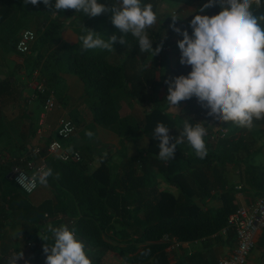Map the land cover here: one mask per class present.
<instances>
[{
    "label": "trees",
    "instance_id": "1",
    "mask_svg": "<svg viewBox=\"0 0 264 264\" xmlns=\"http://www.w3.org/2000/svg\"><path fill=\"white\" fill-rule=\"evenodd\" d=\"M98 2L110 6L118 5L119 0ZM206 2L207 0H142V4L151 3L155 12L162 3L183 4L198 12ZM68 11L75 13L72 9ZM219 11L220 7L217 5L207 8L204 14L213 15ZM253 12L257 16L264 15V0H261L259 7L253 4ZM159 15V29L151 32L149 38L153 41L154 49L162 42V49L153 57L150 53L139 50L138 40L131 33L119 32L112 23L111 11L96 17L77 13L75 30L79 37L86 35L88 29L100 33L105 40L116 33L125 42L132 43L133 57L138 55L143 60L150 59V64H146L138 74L127 71L126 60L111 62L108 55L123 45L119 39L111 51H81L80 39L74 46L61 42L59 56L62 70L78 76L84 82L85 95L97 98L93 106L95 123L124 138L146 136L149 138V145L139 150L135 156L127 155L125 170L122 172L117 166L110 164L104 155H101V164L96 169L87 171L83 155L78 162L63 161L47 153V144L42 154L46 166L53 170V176L47 182L52 196L40 205H33L9 175L19 165L27 170L25 162L20 164L24 151H0V160H10L7 169L0 176V208L3 209V216H0V241L7 224L19 221L22 226V242L31 251L30 255L19 259L17 264H24L25 260L30 261V264H45L47 254L43 247L54 243L53 234L46 230L49 223L53 226L62 223L69 229H74L76 237L84 242L86 250L91 249L88 255L93 264H107L105 257L109 251L118 253L125 264H170L167 250L170 249L171 241L164 240L166 234L181 242L201 241L215 234L219 236V232L228 225L230 214L237 209L232 198L238 183L246 184L255 195H264V164L252 161L256 154L263 152V147L255 146L257 139L254 130L238 127L232 122H218L214 115H208L209 110L202 107L196 97L180 103L184 114L181 111L173 114L168 110L169 104L157 96L160 88L167 84L166 80L180 74L187 75L191 70L190 66L181 65L180 62L173 63L172 51L169 52L168 48L175 53L179 50L178 44L161 37L174 21L173 14L161 12ZM54 22L59 24L58 21ZM52 26L41 34V42L54 44L61 41L57 28ZM188 32L191 35L192 29ZM157 71L160 77L152 90L149 86L155 81ZM4 85L1 82L0 89ZM124 88H127L130 98L151 109L144 107L143 119L122 115L115 90ZM37 92L45 104L48 88ZM185 120L193 125L199 122L206 129V156L203 159L197 156L184 138V142L177 145L174 158L159 159V141L154 135L156 126L162 123L169 127L171 144L183 131ZM56 173H59L58 178ZM158 174L163 175L167 188L156 194ZM233 180L238 183H232ZM226 185L229 186L227 189ZM172 188L177 190L173 191ZM221 191L223 196L228 193L230 195L224 198L223 206L205 209L195 200L196 197L203 201L214 198ZM144 195H149V198ZM133 202L136 203L135 206H132ZM59 213L62 214V219L55 220ZM229 235L234 237V230ZM207 250H200L191 257L190 262L198 264L199 258H204L205 253H208ZM11 257L0 254V264H8ZM211 260L202 259V264H212Z\"/></svg>",
    "mask_w": 264,
    "mask_h": 264
},
{
    "label": "crops",
    "instance_id": "2",
    "mask_svg": "<svg viewBox=\"0 0 264 264\" xmlns=\"http://www.w3.org/2000/svg\"><path fill=\"white\" fill-rule=\"evenodd\" d=\"M51 4L53 7L48 8L42 2L38 5H32L31 3L24 5L23 0H0V83H5L4 87L0 89V137H3V142H0L2 145L0 151L9 150H6L5 144L21 146L22 148L17 150L24 151V158L23 160L20 159V164L25 162L27 170H33L43 160L45 161V158L43 155L32 156L31 150L28 153L27 147H46L52 139L57 137L60 118L67 117L75 123L76 130L73 135L80 132L83 141H80L78 145L71 144L69 140L72 135L64 142V145L67 148L79 150L82 153L87 165V171L96 169L101 164V155H104V158L110 164L117 166L123 172L127 160L126 156H135L139 150L147 148L149 138L146 136L140 138L127 136L124 138L93 121V106L97 102V98L85 95L84 82L78 76L62 70L63 66L59 59L62 47L61 42H67L73 46L79 42V35L75 30L77 12L56 10L54 8L55 0H51ZM53 11H58V15L54 14ZM54 21H58L59 24H56ZM51 26L57 28V34L60 36L61 41L54 44H51V42H41V34ZM25 29L34 30L37 33V39L32 43L28 53H21L17 50V43L22 31ZM133 53L132 43L126 42L120 48L111 52L108 55V59L113 63H120L126 60L127 71L131 74H138L151 61L149 58L143 60L138 55L133 57ZM159 75L160 73L157 71V77L152 83V87L149 86L150 89H154L153 85L158 81ZM37 82H43L45 86L47 84L49 92H53L56 105L52 110L45 111L44 103L35 94L38 93V90L35 88ZM28 85L34 88L36 92L32 91ZM164 86L157 92L158 97L159 92ZM126 90L127 88L115 90L120 111L121 108L128 106L135 107V103H138L127 95ZM119 100H121L122 104ZM41 102L43 104H40ZM143 107L151 110L149 106ZM144 110L143 113L145 112ZM128 114L125 113L123 116H133ZM143 117L144 114L139 119H143ZM10 126L13 128V131L10 132V136L5 138V128H9ZM250 130H254L255 137L258 140L255 146L263 147V155H261L263 157L264 120H260L259 122L254 121V127ZM89 131L94 134L91 138L86 134ZM4 139L7 140L4 141ZM9 152L12 151L9 150ZM105 153H107L106 156ZM7 160L5 158L0 160V176L7 169L6 166L10 162L9 159ZM235 181L233 180L232 183ZM236 182L238 183V181ZM228 184L230 185V183ZM41 186L39 184L38 188L31 194L22 191L33 205H40L52 196L50 187L47 184L44 190ZM166 186L163 175L158 174L156 194L167 188ZM228 187L226 185L225 188L227 189ZM172 190L175 191L177 189L172 188ZM235 191L236 193L232 199L237 209L242 205H250L261 197L255 195L254 191L243 182L235 186ZM228 194L223 196L221 191L214 198H206L203 201L196 197L195 200L200 206L207 209L208 207L223 206L224 198L230 196ZM144 196L149 198V195ZM135 205L136 203L133 202L132 206ZM61 207L64 206L61 205ZM2 211L3 209L0 208L1 217L3 216ZM61 216L62 214L59 213L55 220L62 219ZM61 225L62 223L54 227ZM232 230L235 232L234 237L229 235V232ZM237 243L236 231L228 223L219 232V236L215 234L201 241L181 242L179 247L170 248L167 252L170 264L179 261H183L184 264H192L190 262L191 257L198 254L200 250L208 249V253H205L204 258H199L198 264H202V259H213L210 263L219 264L222 258L231 256ZM21 250L24 253V258L31 253L29 246L22 242L21 223L19 221L10 222L4 229L0 241V254L13 256ZM107 257L112 258L111 260L109 259L108 264H119L120 262L125 264L122 257L116 252L109 251L105 257V262ZM113 261L115 262L113 263ZM246 264H264V229L257 235L256 245L251 251Z\"/></svg>",
    "mask_w": 264,
    "mask_h": 264
},
{
    "label": "clouds",
    "instance_id": "3",
    "mask_svg": "<svg viewBox=\"0 0 264 264\" xmlns=\"http://www.w3.org/2000/svg\"><path fill=\"white\" fill-rule=\"evenodd\" d=\"M43 3L52 8L51 0H23L24 5ZM253 4L260 6L261 0H207L198 12H194L189 22L191 35L187 29L173 25V30L182 35L177 41L180 50V64L190 66L187 75L180 74L166 80L168 95L166 100L171 106L196 97L208 115L215 116L220 122H232L238 127L251 129L254 121L264 120V15L253 12ZM219 5L220 11L213 15L202 14L209 7ZM56 10H75L90 17L111 11L112 23L120 33H131L138 40L139 50L153 57L162 49V42L153 48L148 29L157 22V14L151 3L142 0H119L118 5H106L98 0H55ZM58 15V11H53ZM175 21L178 16H172ZM186 17V16H185ZM88 29V28H86ZM80 50H113L114 43H126L122 36L113 33L105 40L100 33L88 29ZM89 138L94 134L86 133ZM154 135L159 141V159L174 158L177 145L187 139L197 156L203 159L207 154L204 137L206 129L199 122L193 125L185 120L180 136L170 144L169 127L158 124ZM107 153H105V156ZM22 175V174H21ZM21 175L18 178L20 182ZM53 170L41 166L23 186L31 191L38 181L46 185ZM59 177V173H56ZM54 237L51 246L43 247L47 254L45 264H93L88 255L91 249L76 237L75 230L67 225L46 229ZM45 240V237H43ZM24 258L21 250L16 252L8 264H17ZM24 264H30L25 260Z\"/></svg>",
    "mask_w": 264,
    "mask_h": 264
},
{
    "label": "built area",
    "instance_id": "4",
    "mask_svg": "<svg viewBox=\"0 0 264 264\" xmlns=\"http://www.w3.org/2000/svg\"><path fill=\"white\" fill-rule=\"evenodd\" d=\"M37 39V33L32 29H25L17 43V50L21 53H28L31 49L32 43ZM36 90L44 91L46 86L43 82H37ZM55 98L53 92H49L44 110L49 111L55 107ZM76 130L75 123L72 119L61 117L57 129V137L52 139L47 145V153L55 156L63 161L78 162L82 159V153L79 150L65 147L64 140L69 139ZM43 148L36 146L31 149V155H43ZM23 160V159H22ZM41 166H46L45 161L36 166L33 170L28 171L21 166H16L13 170L12 177L17 185L27 194L33 193L39 186V182L35 183L31 191L26 189L23 184L28 182L33 173H35ZM22 174V175H21ZM21 175L20 182L18 178ZM241 187V186H239ZM229 226L235 229L238 243L230 257L222 258L219 264H246L248 257L256 245L257 235L264 229V195L259 197L250 205H242L235 212L229 216ZM165 241H171L170 248H177L181 245V241L172 238L168 234L164 236Z\"/></svg>",
    "mask_w": 264,
    "mask_h": 264
},
{
    "label": "rangeland",
    "instance_id": "5",
    "mask_svg": "<svg viewBox=\"0 0 264 264\" xmlns=\"http://www.w3.org/2000/svg\"><path fill=\"white\" fill-rule=\"evenodd\" d=\"M161 12H170V13L173 14V16H178V18L175 21H173V22L170 23L168 29L167 30L166 29L164 30V32H163V34L161 36L163 40H166V41L167 40H171L174 43H177V41L182 38V35L178 34L177 32H175L173 30V25H175V27H179L182 30L183 29L189 30L191 28L189 26V22L193 18L195 9L192 8V7H190V6L183 5V4L181 5V4H172V3L171 4H169V3H162L161 6L159 7V10L156 11V14H157V22H156V24L151 29H148L147 30L148 31V34H150L151 31H157L159 29V26H160V19H159L160 18V15L159 14ZM202 14H204V13H202ZM168 51L169 52L172 51L171 54L173 55V63L174 64L179 63L180 55H181L180 50H178L177 52L174 53L173 49L168 48ZM28 87L31 88L32 91H35V89L32 88L30 85H28ZM46 87H48L47 84H46ZM35 94L38 95V93H35ZM167 95H168V84H166L164 86V88L159 92V97L164 102H167V100H166V96ZM42 102L40 104H43ZM119 102L121 103V100H119ZM181 108L182 107H180V106L178 108L176 106L169 105L168 110H169V112H171L173 114H175V113H181V112H182V114H184V110H181ZM143 109H144V107L142 105H140L138 103H135V107L134 106L133 107L128 106V107H125V108H121V112H122V115H125V113L126 114L131 113V114H128V115H133L134 117L140 118L144 114L143 113ZM12 131H13V128L11 126L9 128H5V138H7V136H10L11 135L10 132H12ZM22 131H24V130H22ZM82 138L83 137L81 136L80 132H78L77 134H74L70 138L69 141L73 145H78L80 143V141L81 142L83 141ZM5 140H7V139H4V141ZM0 142H3V137H0ZM0 147H2L1 144H0ZM4 147L7 148L6 150L9 149L10 151H17L19 148H22L19 145H12V144H10V145H6L5 144ZM27 148H28L27 150H29L28 151V153H29L30 150H31L30 148H32V147H27ZM261 155H263L262 152H261V154L260 153L256 154L253 157L252 161L255 162V163H259V164L264 163L263 162L264 161V156L261 157ZM29 156H31V155L29 154ZM6 161H8V160L6 159ZM41 185H42L41 187H43V190H44L46 185H43V184H41ZM46 192L48 193L47 190H46ZM109 259L111 260L112 258H108V257L106 258V263L107 264L109 263ZM114 262L115 261H113V263ZM119 264H123V262H120Z\"/></svg>",
    "mask_w": 264,
    "mask_h": 264
},
{
    "label": "water",
    "instance_id": "6",
    "mask_svg": "<svg viewBox=\"0 0 264 264\" xmlns=\"http://www.w3.org/2000/svg\"><path fill=\"white\" fill-rule=\"evenodd\" d=\"M12 173H13V172H12ZM12 173H10L9 175H10V176H13Z\"/></svg>",
    "mask_w": 264,
    "mask_h": 264
}]
</instances>
